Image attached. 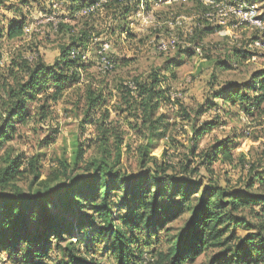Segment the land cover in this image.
I'll list each match as a JSON object with an SVG mask.
<instances>
[{"label": "trees", "instance_id": "1", "mask_svg": "<svg viewBox=\"0 0 264 264\" xmlns=\"http://www.w3.org/2000/svg\"><path fill=\"white\" fill-rule=\"evenodd\" d=\"M30 1L21 0V5ZM164 1L108 0L96 13L105 12L104 33H96L97 28L91 26L76 28L64 17L58 27L64 39L57 46L54 63L46 64L43 56L34 63L22 57L12 62L7 73L0 74V151L14 139L19 127L32 122L46 124L51 118L50 107L81 83L85 103L81 134L85 135L87 125L96 131L92 140L76 142L71 161L59 160L58 169L44 181L40 182L43 168L39 156L27 162L9 159L0 169V264L3 254L16 264H106V260L109 264H196L209 252H216L209 264H264V156L249 168L240 158L244 162L242 183L236 187L222 184L213 178V167L217 162L235 163L237 137L199 152V142L215 125H195L200 117L220 107L238 108L247 116L254 111L264 115V70L256 71L240 86L221 85L198 109L196 118L185 116L195 126L189 156L180 162L179 173L152 153L160 141L171 139L177 126L169 112L179 102L172 99L169 84L178 80L182 60L166 62L131 80L119 79L111 88L109 77L116 69V58L106 55L103 47L116 34L125 36L126 41L134 39L129 27L141 4L149 12ZM216 1L264 5V0ZM97 2L65 0L68 18L92 21L96 14H79ZM5 9L14 10L13 19L1 15ZM26 19L20 9L0 0V45L5 39H22L27 33ZM221 29L207 25L202 32L213 35ZM103 37L106 40L98 42ZM91 46L98 50L93 62L88 57ZM253 57L247 49H235L232 58L217 65L229 71L232 64ZM105 60L112 68L101 69ZM124 125L134 133V144L126 142ZM91 143L96 155L86 161V147L92 148ZM123 151L138 158L136 174L119 168ZM25 175L33 180L29 191L11 187ZM36 183L39 187L34 189ZM114 193L120 195L114 197ZM180 219H184L182 226L172 230L171 225ZM85 226L91 229V237L79 244L74 240ZM242 229L245 235L240 237ZM100 243L106 244L107 253ZM22 246L29 252L22 253ZM53 247L60 258L49 254Z\"/></svg>", "mask_w": 264, "mask_h": 264}, {"label": "rangeland", "instance_id": "2", "mask_svg": "<svg viewBox=\"0 0 264 264\" xmlns=\"http://www.w3.org/2000/svg\"><path fill=\"white\" fill-rule=\"evenodd\" d=\"M4 1L6 6H13V9L15 6L27 17V33L22 39L12 41L5 39L1 43L0 74L7 73L12 62H19L22 57L34 63L43 56L46 64L54 63L58 56L57 46L64 39V35L58 32L59 24L64 17H67L66 22L71 26L76 28L91 26L97 28L96 33H104L105 25L102 21L105 18V12L99 13V16L94 15L92 21L71 19V17L69 19L65 0H31L24 6L21 5V0ZM256 8L264 17V5H258ZM222 13H225L222 8L213 9L197 1L163 2L154 6L149 15H143L146 19L145 25L135 23L133 27H129L130 32L134 34V39L126 41L125 36L120 37L119 34L113 36L114 38L111 37L108 40L109 49L106 55L116 58V69L110 73L109 77L112 83L111 88L119 79L131 80L132 77L145 75L163 67L166 62L177 64L182 60L183 65L177 70L178 80L169 84L173 99L179 102L176 105L177 108L169 112L177 124L170 136L175 143H172L171 139L160 141L153 150L152 156L157 157L161 162L172 164L177 168L176 173H179L180 162H185V157L189 156L188 150L192 146L193 126L200 127L204 123L215 125L212 126L214 129L204 135L199 142L198 150L202 152L219 141L233 140L237 137L234 140V144L237 145L235 163L230 165L217 162L213 167L215 180L236 187L243 180L242 164L245 162L246 168H249L251 164L264 156V115L254 111L253 115L247 116L238 108L227 106L206 113L195 125L193 121L185 119L187 114L191 116V120L196 118L198 109L221 85L230 82L240 86L248 83L256 71L264 70V50H255L251 60L232 64L233 69L229 71H225L222 68L223 65H217L218 62H227L228 57L232 58L235 49H247L261 36L260 32L247 25L236 27V21L231 16H224L225 14L221 17ZM1 15L6 16L7 19H13L14 10L12 12L2 10ZM209 15H214L216 18H211ZM219 20H223L224 25H219ZM207 25H219L222 29L216 34L207 35L202 32ZM196 32L198 37L194 38ZM171 37L177 38L181 44L166 53L160 52L158 47L162 42L167 43ZM105 40L104 38L98 42ZM90 50L88 57L93 62L97 60L93 56L95 53L97 56L98 50L96 46H91ZM101 69L104 70V67ZM213 75L216 79H213ZM83 97L84 86L81 83L72 88L59 104L50 107L51 118L46 124L32 122L27 126L19 127L14 139L0 151V169L8 164L9 159L20 158L27 162L32 157L39 156L43 168L41 182L58 169L59 160L67 159L70 162L76 142L84 143L95 137L96 131L91 125L86 126L85 135L81 134L80 122L85 115ZM219 105L222 106V103L219 102ZM182 110H185V113ZM112 116L115 118L114 112ZM123 128L126 131V142L134 144L137 141L134 133L125 125ZM90 145L92 148L86 147V161H90L96 155L92 143ZM123 153L119 168L128 174H136L139 171L138 158L133 152L123 151ZM240 158H243L244 162ZM32 181L31 176L25 175L17 179L11 187L16 186L27 192L30 190ZM38 187V183L33 186L34 189ZM119 195L114 193L113 196ZM244 215L248 218L247 213ZM248 220L255 223L251 218ZM183 222L184 219L175 222L171 225L172 230H178ZM90 235L91 229L85 226L74 241L84 244V240H87ZM238 235L243 237L244 229L239 230ZM105 245L101 244L100 248H105ZM21 252L29 251L22 246ZM215 253L209 252L203 255L196 264H209ZM49 254L54 258H60L55 247L51 248ZM1 257L3 264H16L15 261H9L8 254H3ZM105 263L109 264L107 260Z\"/></svg>", "mask_w": 264, "mask_h": 264}, {"label": "built area", "instance_id": "3", "mask_svg": "<svg viewBox=\"0 0 264 264\" xmlns=\"http://www.w3.org/2000/svg\"><path fill=\"white\" fill-rule=\"evenodd\" d=\"M190 1L200 2L206 5L207 7H211L213 9L222 8V10H224L225 13H222L221 17L223 16V14H225L224 16H231L236 21L235 22L236 27L247 25L257 30L258 32H260L261 36L258 40L252 42L248 46L247 50L250 52H254L255 50H264V20H263V15H260L256 6H251L243 1H235L233 4H230L228 2L219 3L216 0H165L164 2L188 3ZM107 4H108V0H98V2L95 3L93 6L82 11L79 14V16H90L98 12H101L104 6ZM140 9L142 11V15H141L142 17L140 18L146 20L143 17V15H146L145 5L143 3L141 4ZM209 17L214 19L216 18L214 15H209ZM218 24L222 26L224 25V21L219 20ZM180 44L181 42H179L177 38L171 37V39H169L167 43L162 42L161 45L158 47V50L162 53H166L172 49H175ZM108 49L109 46L105 45L103 48V52L106 53ZM104 64H105L104 70H107L108 68H112V66L108 63L107 60L104 61Z\"/></svg>", "mask_w": 264, "mask_h": 264}, {"label": "crops", "instance_id": "4", "mask_svg": "<svg viewBox=\"0 0 264 264\" xmlns=\"http://www.w3.org/2000/svg\"><path fill=\"white\" fill-rule=\"evenodd\" d=\"M151 11H152V10H151ZM151 11H149V12H145V14H146V15H149ZM141 15H142V11H141V9H140V10L138 11L137 15H136L135 17L131 18L132 23L130 24V27H133V25H134L135 23H136V24H140V23H141L142 25H145V21H144L143 19L140 18Z\"/></svg>", "mask_w": 264, "mask_h": 264}]
</instances>
